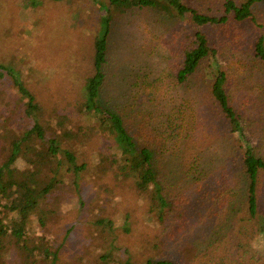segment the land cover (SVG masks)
I'll list each match as a JSON object with an SVG mask.
<instances>
[{
	"label": "trees",
	"instance_id": "16d2710c",
	"mask_svg": "<svg viewBox=\"0 0 264 264\" xmlns=\"http://www.w3.org/2000/svg\"><path fill=\"white\" fill-rule=\"evenodd\" d=\"M91 1L101 10V29L94 37L90 68L81 71L84 56L78 65L75 82L83 84L78 98L67 104L72 111L66 106L63 112L53 109L57 127L39 115L41 106L27 84L14 81L32 120L9 149L0 146V264H5L3 253L16 244L27 264H57L58 250L43 244L42 234L29 242L31 214L40 211L44 225L52 213L44 204L53 197V205L64 196L59 176L80 177L90 171L91 176L110 177L116 188L146 195L165 232L182 240V257L194 256L182 264H264V244H256L258 237L264 238V149L247 139V134H264V0ZM160 23L170 28L167 36L158 31L163 29ZM208 28L224 41H213ZM117 31L122 39L128 38L125 32L131 37L123 39L127 45L120 44L118 53L128 51L138 40L134 37H142L156 61L135 75L124 68V83L116 82L130 86L140 98L131 103L139 109L131 119L119 111L126 102L118 100L114 109L103 103L111 91V37ZM218 55L225 61L221 66L213 65ZM1 70L13 76L0 65V77ZM166 86L182 90V102L171 105L172 111L159 115L154 125V111L146 103L154 104ZM198 90L208 98L205 110L194 99ZM199 111L203 118L196 115ZM104 139L109 141L98 149L99 162L94 164L85 148L93 153L95 143ZM174 186L182 190L174 193ZM197 216L208 220H203L206 225L194 247L191 227ZM145 264L181 262L162 252Z\"/></svg>",
	"mask_w": 264,
	"mask_h": 264
},
{
	"label": "rangeland",
	"instance_id": "374dc122",
	"mask_svg": "<svg viewBox=\"0 0 264 264\" xmlns=\"http://www.w3.org/2000/svg\"><path fill=\"white\" fill-rule=\"evenodd\" d=\"M154 13L151 12L152 15ZM100 16L101 10L91 0H0V65L13 73L10 76L1 70L0 121L3 125L0 127V146L9 149L11 141L21 135V130L31 125L32 117L26 113L22 94L14 84L15 79L27 84L35 101L41 106L39 115L48 117L53 127H57V109L53 110L55 107L61 112L64 110L63 106L72 111V104H67L78 98L77 91L83 84L80 79L75 82L78 65L84 56L80 69L85 72L90 68L94 37L101 29ZM155 17L162 23L159 17ZM261 23V32H264V21ZM161 26L163 29L158 31L166 32L167 36L170 28L163 24ZM153 29L156 30L155 27ZM208 30L209 28L206 31ZM208 32L213 41H224V36L217 31L211 29ZM124 35L131 39L126 32ZM134 38L138 40L130 43L129 50L122 54L118 53L121 49L119 45H127L126 39L123 38L124 41L121 38L120 31L111 37L114 52L110 55L109 69L114 75L110 77L112 84L107 85L111 91L103 99V103L112 109L116 107L118 100L126 102L119 111L126 113L128 118L132 117L133 112H139L131 103L140 98L135 92H130V86L121 85L126 77L124 68L133 69L135 75L136 72L142 73L146 66L156 64L149 55V44H142V37ZM118 58L123 60V64ZM224 63L222 55L214 58L213 65L221 66ZM128 80L133 82L131 76ZM120 85L127 88H120ZM233 88L237 90L236 87ZM198 91V96L194 99L199 100L201 108L205 110L208 98L204 96V90ZM162 92H157L154 104L150 101L151 107L149 102L146 103L154 111L151 116L154 125L158 122L159 115L164 117V112L172 111L171 105L182 102V90L166 86ZM187 97L191 99L192 95L188 94ZM194 106H197L196 102ZM198 114L203 118L200 111L196 113ZM73 117L76 118V115ZM167 135L168 132H165V136ZM247 139L252 145L264 149V134H247ZM218 140L221 139L218 137ZM108 141L104 139L100 143L96 142L95 146L92 145L93 153L85 148L87 158L92 159L94 164L99 162L98 152ZM59 177L63 179V183H60L62 185H59L62 187L63 199H54L55 204L52 205L53 197L49 198L44 206L52 209V213L47 214L44 225L39 222L40 211H34L28 227L29 242H37V237L42 234L45 238L43 244H48L51 251L58 250L57 264H145L148 259L162 252L172 253L181 264L182 261L188 263L194 257L191 253H185L182 257V240L169 236L168 229L165 232V225L150 210V202L145 194L127 187L116 188L110 177L91 176V171L82 172L80 177L73 173ZM75 180L79 186H76ZM59 187L55 192L58 193ZM80 188L84 193L79 191ZM181 190L174 186L172 192ZM81 196L84 197V202ZM186 196L190 198V205L196 202L190 194ZM204 219L208 220L197 216L191 227L193 237L190 238V244L194 247H197L200 240L197 235L203 234L201 227L206 225ZM167 223L169 224L168 220ZM156 244L159 249H155ZM256 244L262 246L264 238L258 237ZM21 251L20 244L11 246L3 253L2 260L5 264H27L25 254ZM38 252L39 250L36 255L40 256ZM39 262L44 264L43 260Z\"/></svg>",
	"mask_w": 264,
	"mask_h": 264
}]
</instances>
